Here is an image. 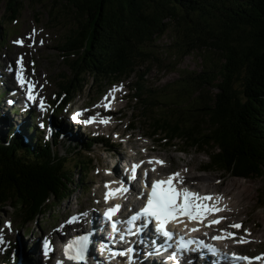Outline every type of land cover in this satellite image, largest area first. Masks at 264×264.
<instances>
[{"label": "trees", "instance_id": "obj_1", "mask_svg": "<svg viewBox=\"0 0 264 264\" xmlns=\"http://www.w3.org/2000/svg\"><path fill=\"white\" fill-rule=\"evenodd\" d=\"M21 3L8 0L11 16ZM43 3L49 4L48 21L66 25L57 45L69 77L59 85L63 96L58 92L57 99L62 105L70 101V89L81 91L89 78L114 82L136 74L132 95L138 113L130 127L141 122L147 136L180 152H204V170L248 181L261 179L264 203V0ZM173 23L178 28L176 58L204 48L217 54V63L210 59L198 73L182 72L171 91L168 84L158 91L148 89L142 84L140 67L152 58L148 47ZM0 39L5 41L2 32ZM22 127L9 126L7 134L0 135V208H12L19 223L35 220L68 199L93 162L78 159L76 172L69 170L66 156L52 148L66 141V129L57 120L49 141L36 125ZM99 140L90 137L71 150L88 152ZM29 260L27 256L23 264Z\"/></svg>", "mask_w": 264, "mask_h": 264}, {"label": "rangeland", "instance_id": "obj_2", "mask_svg": "<svg viewBox=\"0 0 264 264\" xmlns=\"http://www.w3.org/2000/svg\"><path fill=\"white\" fill-rule=\"evenodd\" d=\"M17 8V12L11 16V10L8 9V0H0V22L2 28L0 32H2L3 40H5L2 42L0 39V135L7 134L5 131L9 126H19L20 130L24 128L19 125L22 119L21 111L17 112L13 107L7 106L6 97L9 94L4 97L5 94L3 93L5 85L10 86L7 87L11 88V90L18 87L16 79L13 77L12 69H17L16 61L21 58L22 63L19 70L24 73V79L34 85L33 90L38 95V100L43 97V100L48 101L51 107L57 105L55 114H57L58 121L66 129L64 134L66 141H61L56 146H52L53 151L60 156H66V159H68L67 166L74 173L76 172L74 164L78 159L87 161L91 158L93 162L82 173L81 184L72 187L73 192L68 199L52 206L47 213L37 217L35 220L19 223L12 214V208L9 206L0 208V234L4 233L7 239L16 243L15 250H11L7 246L0 249V264L5 263V255L9 257L10 255H17V258L21 260L26 259L28 256L38 261L37 258L41 256L42 242L49 238L51 228L65 222L66 217L74 212H80L81 210L97 211L102 187L113 171V166H117L115 159L119 155L131 158L150 155L160 158L165 161V167L159 169V173L163 174L174 171L180 172L184 166H190L195 169L193 171L197 175L206 177L204 182L197 183L195 186H191L192 188L197 186L204 188L205 185L208 188L207 190L212 188L219 190L231 188L233 189L231 191L235 192L240 188L246 191L247 195H245L244 203L240 205L241 208L244 207L245 209L243 208L237 215L230 217L217 216L222 218L219 220L222 221L221 223L224 226L227 225L228 227L234 223L241 224L242 227L240 229L228 228L239 235L237 241L241 237L249 241L247 244L230 242L229 245L237 244L240 252L249 255L264 253V235H260V232L264 230V203L262 202L261 179L248 181L230 174L204 170L202 166L207 162V156L204 152H198L194 149L180 152L174 146L164 144V142L147 136L141 122H136L133 128L130 127L131 122L138 113L136 109L137 103L132 95L138 80L136 74L114 82H109L108 80L100 82L89 78L81 91L73 93V90L70 89L71 99L68 104L63 106L62 99L57 100V93L59 92L63 96L59 85L64 84L69 77L57 45L66 31V25L54 24L48 21L50 19L47 14L49 4L43 3V0H22L21 5H18ZM177 29L176 24L173 23L163 36L157 39L152 46L148 47L152 58L144 66L140 67V73L144 71L142 84L146 88L158 91L168 84V90L171 91L175 87L172 82L179 78L182 72L198 73L206 65L209 66L210 59H214V62L217 63V54L204 48L202 50H194L181 58H176L175 53L178 45L174 42L177 39ZM17 39L23 40L24 45L19 46L13 43ZM1 42L5 43L1 44ZM114 87L118 89L117 91H121L120 95L122 97L110 103L107 108L113 109V112L110 115H106V117H119V125L117 127L106 130L97 128L95 125L86 126L84 122H81L82 125L80 126L73 124L72 114L78 110L89 109L91 111L90 117L93 118L94 109L101 106L105 108L103 106L105 104L104 98L106 96L108 99H111V96L116 97L115 93L109 95V91ZM8 88L6 89L8 90ZM211 90L212 92L215 91L214 89ZM158 98L162 100L161 97ZM20 99L23 100L22 95ZM100 102L102 104H97ZM37 120L38 118L35 119V121ZM34 132L35 136H37V131L34 130ZM27 133V136L31 135L29 131ZM90 137H96L100 140L94 142L88 152L82 150L75 153L72 152L71 147L73 145H79L77 143L82 145ZM103 140L104 142H102ZM107 146L110 147L107 148ZM197 167H200V170H196ZM118 168L120 167L118 166ZM126 174L128 172H124V175ZM74 178L76 180V176ZM214 197H217L216 193ZM219 200L221 203L225 202L221 197ZM240 207L236 206L233 208L238 209ZM221 212L219 211L218 213ZM6 221L9 222L8 226L5 224ZM244 229H247L248 232L245 233ZM31 248L33 249L31 250ZM98 256L96 255V258ZM98 261L100 262V258H98Z\"/></svg>", "mask_w": 264, "mask_h": 264}, {"label": "snow or ice", "instance_id": "obj_3", "mask_svg": "<svg viewBox=\"0 0 264 264\" xmlns=\"http://www.w3.org/2000/svg\"><path fill=\"white\" fill-rule=\"evenodd\" d=\"M13 43L17 45H22L24 43L23 40L17 39L13 41ZM43 43V41H41ZM22 60L21 58H18L16 61L17 64V71H16V81L21 85V87H24L25 84H27V92L26 96L28 100L36 99V97L33 95V88L34 85L30 81H26L21 71L19 70L21 67ZM118 89L114 87L110 90L109 95H112L115 93ZM114 98V97H113ZM40 107L43 109L44 102L43 97H40ZM105 108H107L111 101L108 100V97L105 98ZM80 113H75L72 116L73 120L77 119V116ZM92 117H89L88 120L83 121L84 123H91ZM107 120H101L100 123H106ZM149 164L153 163V160L150 159L148 161ZM156 164H163L164 162L156 159ZM139 166L136 164H133L131 166V175L128 176L129 180L136 179L137 177V168ZM155 171V167L152 169ZM146 175V173H145ZM110 182H105V193H104V199L105 201H108L110 198H115L116 196L125 193L128 189L123 185V183L120 184L118 187H109ZM182 183V178L180 177L179 173H171L167 176L166 179H157L153 180L151 183V187L147 192V199L144 203V206L137 212L133 213L130 217H128L127 221L125 222L127 224V234L128 235H137L140 232H142L144 226L148 225L150 220L155 221V231L158 235H161L165 238V241L170 240L173 238L174 233L169 230L167 227L171 222L175 221L177 223L180 222V217H187L189 221H197L200 222L204 219L206 215L209 213H215L219 212L222 209L215 206V204H209L208 201H211L213 198L211 195H204L201 196L199 193L192 192L187 188L183 187H177V185ZM217 201L220 199V197L215 198ZM120 208L119 204H114L109 208H106L103 216L106 221L111 222L112 231L113 233L117 232V221L112 219L113 215L118 211ZM87 215V213H80L79 216ZM77 219V216L69 217L66 223H72ZM141 220V224L137 225L136 221ZM218 218L216 220L209 221V223H219ZM6 226L9 225V222H5ZM229 227L240 229L242 227L239 223L231 224ZM195 228H189L188 231H196ZM222 235L220 236H213V240L218 239H228L235 236V233L233 232H227L224 233L223 230H221ZM244 232L247 233L248 230L244 229ZM121 239H123V236H121ZM238 243H247L248 241L241 237L238 241H235ZM88 236L87 235H80L76 236L73 239L69 240L64 245V256L67 260L74 261L76 264H81L82 261L85 260V252L88 248ZM192 243V240L189 239L187 241L183 240V238H178L177 243V251H188V250H195V249H189L188 244ZM197 243L202 247L206 248L209 252L215 254L219 250L216 249L213 245L204 244L203 241H197ZM44 253L45 256H47L48 252L50 251L49 248V241L47 239L44 240ZM103 247V245H102ZM128 252H131L132 249H127ZM125 253L122 251L120 252V255H124ZM232 258L235 260H240L246 262V264H253V261H262L264 260V253H261L256 256H241L237 255L236 253L231 254ZM131 259V257H130ZM56 264H62V261L57 260Z\"/></svg>", "mask_w": 264, "mask_h": 264}, {"label": "bare ground", "instance_id": "obj_4", "mask_svg": "<svg viewBox=\"0 0 264 264\" xmlns=\"http://www.w3.org/2000/svg\"><path fill=\"white\" fill-rule=\"evenodd\" d=\"M8 83V82H7ZM6 84V83H5ZM123 91V90H122ZM121 94V91L119 90V91H116L115 92V95H116V97L117 98H115V99H117L118 100V98H121L122 96L120 95ZM126 98V97H125ZM6 100H7V106H9L11 103H13V100L15 101L16 100V97H14V96H7L6 97ZM121 100V99H120ZM120 100H119V102H120ZM114 101V100H113ZM112 101V102H113ZM104 103H106V101L104 102ZM113 104V103H112ZM117 104V103H116ZM121 104V103H120ZM115 105V104H114ZM114 105H113V108H114ZM100 106V105H99ZM103 106H105V104L103 105ZM121 106V105H120ZM86 107V106H85ZM96 107V106H95ZM117 107H119V106H117ZM92 108H93V106H92ZM123 108V107H122ZM121 108V109H122ZM87 109V108H86ZM119 109V108H118ZM121 109H120V111H121ZM89 110V109H88ZM106 110V111H105ZM115 110V109H114ZM113 112V109L112 110H110L109 108H102V106L100 107V108H96V109H94V116H93V121L91 122L92 123V125H95V126H97V128H100V129H106V130H110V129H114L115 127H117V125H119V117L117 118V117H115L114 116V118H107L106 117V115H110L111 113ZM115 114V113H114ZM119 116V115H118ZM104 119H106L107 120V122L106 123H100V121L101 120H104ZM10 122V121H9ZM88 124H90V123H88ZM93 128V127H92ZM201 167V166H200ZM200 167L198 168L197 167V169L196 170H200ZM194 169V168H193ZM193 169L190 167V166H184L181 170H180V177L182 178V183H186L188 186H195L197 183H201V182H204V180L206 179V177L205 176H199V174L197 175L196 173H195V171H193ZM195 170V169H194ZM129 172H130V169H129ZM211 180V179H210ZM206 183V182H205ZM204 183V184H205ZM213 183V182H212ZM220 183V182H219ZM221 183H222V181H221ZM208 184V183H207ZM206 184V185H207ZM207 186H209V185H207ZM219 186V185H218ZM217 187V186H216ZM194 188V187H193ZM218 188V187H217ZM134 190H136L135 188H133ZM195 190H197V191H199L200 193H202L203 194V196L204 195H211V197L213 198L211 201H208L207 203H209V204H215V206H217V207H219L220 209H222L221 211V213H218V212H215L214 214L215 215H217V214H219V215H221V216H223V218H224V216H227V217H230V216H233V215H237V213H239V212H241L242 211V209L244 208L243 207V205H242V207L243 208H241L240 207V205L241 204H243L244 203V199H245V195H247V192L246 191H244V190H242V189H237L236 191H237V193H235V192H232L231 190H233V189H231V188H229V189H224V190H222V189H216V188H212L211 190H207L208 188H206V186L204 185V188H202V187H200V186H197L196 188H194ZM217 194V196L218 195H220V197H221V199L222 200H225V202L224 203H221V201L220 200H216L215 198L216 197H214V194ZM213 195V196H212ZM236 206H238V207H240V208H238V209H234L233 207H236ZM246 206V205H245ZM245 209V208H244ZM76 213H79V212H74V214H76ZM90 214V215H89ZM92 215V216H91ZM218 215V216H219ZM91 217V218H93V223H92V225L93 226H95L96 225V220H97V215H96V213H94V212H92V211H89L88 212V216H86V217H84V219H85V221H87V219H88V217ZM221 216H219V217H221ZM230 220V219H229ZM231 221V220H230ZM222 222V221H221ZM227 222V221H226ZM225 222V223H226ZM229 223V222H228ZM227 226V225H226ZM225 226V227H226ZM229 227V226H228ZM231 228V227H230ZM4 231V230H3ZM5 232V231H4ZM4 234V233H3ZM243 234V233H242ZM260 235L261 236H263L264 235V230L263 231H261L260 232ZM246 236V235H245ZM237 245V244H236ZM239 245V244H238ZM238 247V246H237ZM148 249H151V247H150V245L147 247ZM33 248H31V250H32ZM147 249V251L148 252H151L150 250H148ZM142 255V254H141ZM143 257H141V258H138L137 259V262L135 263V264H152V263H154L155 262V259H153L152 258V254L149 256V258L148 257H145L146 255L144 254V255H142ZM38 259V261H41V264H42V260H40L41 258L39 257V258H37ZM150 259V260H149ZM83 264H100L99 262H98V259L96 258V256L94 255V254H91V255H89L88 257H87V259L83 262ZM134 264V263H133ZM205 264H209V263H205Z\"/></svg>", "mask_w": 264, "mask_h": 264}]
</instances>
